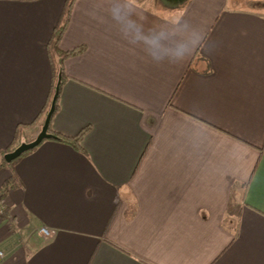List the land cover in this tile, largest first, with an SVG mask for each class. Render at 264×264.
Here are the masks:
<instances>
[{"label":"crops","instance_id":"1","mask_svg":"<svg viewBox=\"0 0 264 264\" xmlns=\"http://www.w3.org/2000/svg\"><path fill=\"white\" fill-rule=\"evenodd\" d=\"M69 1L0 0V162L54 61L85 130L0 168L1 264H264V0H72L53 60Z\"/></svg>","mask_w":264,"mask_h":264},{"label":"trees","instance_id":"2","mask_svg":"<svg viewBox=\"0 0 264 264\" xmlns=\"http://www.w3.org/2000/svg\"><path fill=\"white\" fill-rule=\"evenodd\" d=\"M71 3H72V0L69 1L66 9H65V13H64V21L63 23L58 27L56 28V31H55V35H54V39L52 41V48H51V53H52V56H53V60L55 59V56H56V47H57V44L59 43V40L61 38V34L63 33L64 31V28L66 27V24H67V21H68V15H69V8L71 6ZM79 52V49H74V50H71V51H65L62 53V60L63 58L67 57V56H70V55H73L75 53ZM60 57V58H61ZM58 66H59V63L58 62H55L54 61V71H55V79H56V84H57V81H58V78H59V69H58ZM64 78V73L62 72V80ZM56 84L54 85V88H53V93H52V99H53V96L55 94V89H56ZM62 84V83H61ZM60 90H61V87H60ZM59 96H60V93H59ZM59 96H58V99H57V102H56V110L58 109V100H59ZM52 99L50 100V102L52 103ZM51 103L49 105V109L51 107ZM49 109L47 110L46 114L48 113ZM55 110V112H56ZM54 112V113H55ZM54 115V114H53ZM53 117V116H52ZM52 120V119H51ZM51 125V124H50ZM49 131H52V133H54L56 136H58V139L59 140H63V141H68V142H71L73 143L74 145H77L78 146V143L81 139V137L83 136L85 130H83L81 133H79L78 135H75V136H67V135H63L61 133H58L56 131H53L51 128H49ZM15 149V148H14ZM13 149V150H14ZM34 150V149H33ZM31 152V151H29ZM27 152V153H29ZM25 153V154H27ZM24 154V155H25ZM19 160V159H17ZM17 160L13 161L12 163H15ZM10 163V164H12ZM4 164H9L7 163L6 161H1L0 162V168L4 165ZM11 187H13V185L11 184V182H7L4 187L1 189L0 191V195H4Z\"/></svg>","mask_w":264,"mask_h":264},{"label":"water","instance_id":"3","mask_svg":"<svg viewBox=\"0 0 264 264\" xmlns=\"http://www.w3.org/2000/svg\"><path fill=\"white\" fill-rule=\"evenodd\" d=\"M61 83H62V72L60 71L58 82H57L56 89H55V94H54L53 99H52L51 107L47 113L45 123L43 125L41 132L39 133V135L36 137L35 140H33L31 142H24V143L20 144L18 147H16L14 150L8 152L5 155V160L8 163H12L13 161L19 159L25 153H27V152L35 149L36 147L40 146L47 139H58V136H56L54 133L50 132L49 128H50L52 116L56 110V102H57V99H58V96L60 93Z\"/></svg>","mask_w":264,"mask_h":264},{"label":"built area","instance_id":"4","mask_svg":"<svg viewBox=\"0 0 264 264\" xmlns=\"http://www.w3.org/2000/svg\"><path fill=\"white\" fill-rule=\"evenodd\" d=\"M2 213H3V211H2ZM40 232L45 236H51L52 235L50 229L47 226L41 227ZM4 256H5V252L3 250H0V264L2 263Z\"/></svg>","mask_w":264,"mask_h":264},{"label":"rangeland","instance_id":"5","mask_svg":"<svg viewBox=\"0 0 264 264\" xmlns=\"http://www.w3.org/2000/svg\"><path fill=\"white\" fill-rule=\"evenodd\" d=\"M37 148V147H36Z\"/></svg>","mask_w":264,"mask_h":264}]
</instances>
